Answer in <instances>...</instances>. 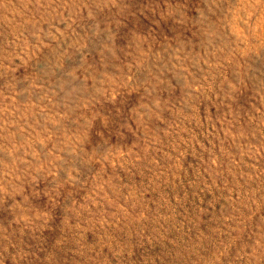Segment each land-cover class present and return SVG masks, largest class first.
<instances>
[{
    "label": "rangeland",
    "instance_id": "rangeland-1",
    "mask_svg": "<svg viewBox=\"0 0 264 264\" xmlns=\"http://www.w3.org/2000/svg\"><path fill=\"white\" fill-rule=\"evenodd\" d=\"M0 264H264V0H0Z\"/></svg>",
    "mask_w": 264,
    "mask_h": 264
}]
</instances>
